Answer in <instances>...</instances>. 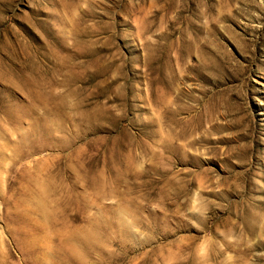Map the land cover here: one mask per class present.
<instances>
[{
	"label": "rangeland",
	"instance_id": "rangeland-1",
	"mask_svg": "<svg viewBox=\"0 0 264 264\" xmlns=\"http://www.w3.org/2000/svg\"><path fill=\"white\" fill-rule=\"evenodd\" d=\"M0 264H264V0H0Z\"/></svg>",
	"mask_w": 264,
	"mask_h": 264
}]
</instances>
